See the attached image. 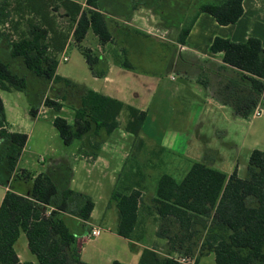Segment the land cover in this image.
Returning a JSON list of instances; mask_svg holds the SVG:
<instances>
[{"label":"trees","instance_id":"1","mask_svg":"<svg viewBox=\"0 0 264 264\" xmlns=\"http://www.w3.org/2000/svg\"><path fill=\"white\" fill-rule=\"evenodd\" d=\"M9 6L8 0L0 4V39L8 41L12 57H19L32 74L61 92L59 99L46 96L43 105L57 113L68 96L78 101L70 106L72 123L60 115L52 119L63 143L69 145L74 140L97 136L101 131L106 135L112 133L118 127L117 117L123 103L58 75V60L54 56V52L62 49L65 35L56 31L51 10L62 9L75 24L72 41L91 74L94 77L105 75V70L98 68L103 60L81 45L88 31L97 37L101 46L113 38V19L105 16L98 0H85L84 7L71 0H15L13 11L19 8L34 19L28 23L31 27L28 35L11 41L2 28L11 15ZM200 13L211 15L220 25L235 23L243 13L242 0L200 3L186 24L183 20L176 25L179 26L177 44L185 43ZM35 19L36 24H32ZM48 34L52 36L50 40L46 39ZM122 51L124 56L120 65L134 69L126 58V50ZM209 51L222 53L223 67L230 73L216 82L215 97L241 118H247L257 106L264 108V49L259 39L251 37L244 42H234L216 36ZM208 78L205 71L200 73L198 80L206 86ZM0 90H26L25 77L14 73L1 59ZM127 110L129 117L125 130L142 144L138 134L146 113L133 107H127ZM36 112L37 107L29 109L31 116ZM26 139L25 133L8 131L0 98V141L5 145L1 158L9 173L15 169ZM14 176V180H28L30 187L28 194L9 188L1 200L0 264H34L19 261L14 250L13 245L21 233H24L28 250L35 256L37 264H86L79 257L76 237L65 223L63 213L71 212L87 221L94 206L91 198L69 188L59 190L46 173L32 178L22 169ZM111 199L115 201L118 214L116 232L131 239L138 224L141 192L122 181L113 187ZM152 201L159 222L156 236L166 239L168 248L165 251L143 248L137 264H181L171 254L196 251L195 263L201 256L213 253L216 264H264V150L250 152L244 177L238 176L236 167L227 175L199 161L191 162L179 180L162 173L156 178ZM173 227H176L174 231ZM111 264L124 263L114 260Z\"/></svg>","mask_w":264,"mask_h":264},{"label":"rangeland","instance_id":"2","mask_svg":"<svg viewBox=\"0 0 264 264\" xmlns=\"http://www.w3.org/2000/svg\"><path fill=\"white\" fill-rule=\"evenodd\" d=\"M205 1L213 0H98L99 6L109 20L112 18L113 22L126 21L128 27L119 31L116 41L109 43L107 50L109 53L98 44L97 37L91 31L87 32L81 45L93 50L100 60L106 58V55H102V52L105 51L107 55L111 52L114 60L119 58V61H121L124 55L123 51L120 53L121 57L118 54V50H122L119 41L124 35L126 40L123 45L129 50V53L128 51L126 53V58L130 64L137 70L144 72L153 71L157 75L159 72L162 73L159 75L161 78L159 90L148 109V121L144 124L143 134L144 138L149 137L146 139L156 140L162 148L157 144H148L144 140L142 144H138L136 139L133 138L134 136L131 133H126L121 126L124 118L122 114L119 116L120 125L111 134V138L115 142L108 143L107 147L105 146V149L99 152L100 160L94 163L83 158L75 159L74 156L69 155L70 163L74 169V181L71 187L73 190L86 192L94 198L96 207L93 211L92 222L95 224H104L106 227L111 226L109 224L112 223V219H108L106 223L102 222V217L105 211L108 213L113 212L109 210V205L112 202L115 203L111 199V192L116 183L121 184L122 181H125L137 188L143 186V202L146 205L149 203L152 205L150 200L152 191L156 186V178L162 173H168L179 180L185 174L191 162L199 161L225 174L231 173L237 165L238 176L244 177L250 152L253 149L264 150L263 107V111L259 116H254L251 112L247 118L235 117L231 110L230 113L228 109L216 110L207 105L204 96L205 91L202 86L184 80L176 74L174 75L176 79L170 80V73L164 71L165 67L161 54L165 49L162 48L164 46L158 44V41L161 43L176 42L179 28L176 25L178 22L184 20V24H186L196 12L198 5ZM2 2L3 0H0V4ZM8 2L12 13L6 19L8 25L5 29L13 22L12 16L15 13L24 15L23 22L26 26L34 19L32 15L27 12L23 13L19 8L14 13L15 0H8ZM51 15L54 16L56 31L65 35L63 44L66 47L62 55L68 59L62 61L60 59L61 51L54 52V56L60 62L57 70L58 74L97 91L100 88V80L92 76L83 56L73 43L72 36L69 35L71 28L75 25L74 22L64 15L62 9L54 11L52 9ZM135 29L145 33L147 37H152L154 41L143 34L134 32ZM29 31L31 32V29ZM5 32L8 35L10 34L8 29ZM170 45L174 48L177 47L176 43ZM166 49L170 50V48ZM164 55L167 54L164 53ZM1 56L3 58L7 57L6 54ZM101 67L102 65L99 66V68ZM175 85H178L177 88L180 87L175 97L172 95L171 98L160 96V89L163 91L165 87H175ZM39 88L40 86L33 83L25 91L0 92L8 106L19 105L21 111L24 110L22 114L20 112L17 114L20 120L25 115L27 121H31L32 118L28 113L31 107H35L36 92L39 91ZM53 92L56 93L55 90ZM53 92L49 91L47 96L52 97ZM71 100L67 99L64 103H71ZM70 106L64 105L58 115L72 123L73 111ZM40 115L42 121L49 123L53 112L50 110L46 114ZM47 116L48 118H46ZM86 141H89L88 137L85 138L84 144ZM126 149L129 150L124 163L125 168L119 171V167L116 171V166L122 164L121 160L125 157L123 152L127 151ZM89 151L86 152L95 153V150L91 148H89ZM30 158L33 168H41V164L35 160L37 157ZM20 166H22L21 163ZM129 169H134V172H129ZM40 170L43 171L44 169ZM147 201L149 203H146ZM150 222L151 224L154 223L152 220ZM158 225L159 222L157 221L156 230L159 227ZM175 229L176 227H173V231ZM173 231L170 230V233ZM159 240L163 242L156 243L154 248L162 251L167 250L168 243L166 239L161 238ZM15 247L23 260L33 261L37 264L35 256L27 248L26 237L23 233L16 240ZM171 255L174 257L190 256L194 257L195 260L197 259V251L191 254L174 252ZM201 264H216L213 254L203 256Z\"/></svg>","mask_w":264,"mask_h":264},{"label":"crops","instance_id":"3","mask_svg":"<svg viewBox=\"0 0 264 264\" xmlns=\"http://www.w3.org/2000/svg\"><path fill=\"white\" fill-rule=\"evenodd\" d=\"M71 1L80 4L82 7L85 6V0ZM242 7L243 13L239 17V19L235 23L227 25L218 24L215 19L207 13L198 14L193 25L189 30L188 35L185 38V43L177 44V42H171L176 43V48L171 46V43H161L158 41V44H160V46H164L162 48L165 49L161 54V58L165 67L164 71L166 73H170L169 79L175 80L176 77L174 75L176 74L184 80L194 82L200 87L202 86L203 90L205 91L204 96L206 99V104L216 110L228 109V112H230L231 110L229 105L222 103L214 95V87L216 85V82L220 78H223V76L230 75V73L228 68L225 69L223 67V62L221 60L222 53H211L209 51V46L213 38L218 36L230 39L234 42H244L248 38L254 37L259 39L261 47L264 49V0H242ZM12 17L13 22H11L9 26L10 28H6L10 30L9 41H11L12 39L16 40L23 34L28 35L29 29H31L29 24H27V26L24 24V17L21 14L17 15L15 13ZM36 22L37 19H35L32 24H36ZM7 25L8 22L6 21L2 28L6 30L5 27ZM127 25L128 22L126 21L113 22L112 26H114V28L112 29V42L117 40V37L119 36V31L121 29L124 30L125 28H127ZM73 28L74 26L70 30V36L72 35L71 33ZM134 32L141 35L143 34L145 36V33L138 31V29H135ZM51 37V34H48L46 39L50 40ZM147 38L153 40L152 37ZM125 40L126 39L123 35V37H121V40L119 41V44L121 45V49H125L126 53L127 51L129 53V50L123 45L125 43ZM111 41L100 46L104 48L106 52H108V46ZM65 47L66 46L63 45L62 49L60 50V59H62V56H64L62 55V53L64 52ZM165 47L170 48V50L166 49ZM105 51L102 52V55H106V58L102 59L103 64L101 67L105 70V75L103 77H95L100 80V88L97 89V92L119 100L123 103V108L121 109L117 120L119 126V116L123 114L124 118L121 126L124 128V130L126 121L128 119L127 107H133L140 111H144L146 113V117L143 121L138 135H140L141 139L146 141L148 144L153 143L159 145L156 140L151 141V138L146 139L149 138L147 136L144 138L143 134L144 124L148 121V109L154 99L155 94L159 90L161 82V78L159 77V75H161L162 73L159 72L157 75L156 72L153 71L144 72L141 70H137L134 66V69L132 70L125 69L120 65L119 58L118 60H116V58L114 60V58H112L111 52L107 55V53L105 54ZM121 52L122 50H118V54H120ZM164 53H166L167 55L165 56ZM2 54H6L7 57L3 58L1 56ZM119 56L121 57V54ZM0 59L5 63H8L14 73L25 77L26 88L33 83H36L38 86H40L39 91L36 92V115L31 116L28 113L29 116L32 118L30 119L31 121H27V116L25 115H23L22 120H20L17 114L19 112L22 114L24 110L22 112L19 105L8 106L5 98L0 92V98L4 108V116L5 121L7 123L8 131L25 133L27 136L26 142L23 148L21 149V152L17 158L15 169L12 173H9L7 171L6 163L1 158L5 150V145L2 141H0V203L5 191L9 188L14 189V191L18 193L28 194L30 182L28 180H22L21 178H17L16 180H14V175L17 172H20V170L22 169L28 171L31 174L32 178L39 173H46L52 178L53 182L56 184L59 190H63L66 188L73 190L71 184L74 181V169L73 165L70 163L71 159L69 158V155L74 156L75 159L83 158L86 161L91 160L94 163L97 162L101 159L99 152L104 150L105 146L107 147L108 143L115 142V140L111 138V134L113 132L109 135H106L104 132L101 131L97 136H88L89 141H86L85 144L84 141L87 137L82 138L80 140H74L69 145H65L61 137L59 136L58 131L52 124V119L56 115H58V113L63 109L64 106L59 112L56 113L52 109H48L43 105V99L49 94V91H56V93L53 92L54 94L52 98L54 99L61 98V92H58V90H56V88L52 86L51 83H47L43 79L32 74L25 67L19 57H12L8 41L5 38L0 39ZM59 63L60 62L58 60L56 67L57 74ZM99 65L101 66V64ZM205 71L208 73L209 78L206 86H203L201 85L198 79L200 73H203ZM76 83L85 86L84 84H81L79 82ZM177 86L178 85H175V87H165L163 91H161L160 89V96L165 98L168 96L170 97L172 95L175 97L178 91L180 90V87L177 88ZM67 99H72V102L67 103L65 105L72 106L78 102L75 98L69 96ZM50 110L53 112V116H51L49 123L46 121H42L43 119L41 118L40 114H46ZM232 114L235 117H239L233 112ZM46 118H48V116ZM125 132L130 134L126 130ZM159 147L162 148V146L160 145ZM89 148L95 150V153H87L86 151H89ZM69 150L72 153H70ZM126 150L127 151L123 152L125 157L123 160H121L122 164L121 166H116V171H118L119 167V171L124 170L125 168L124 163L125 159L127 158L129 149ZM30 157H37L35 160L39 164H41V168H33L34 166L31 164ZM20 163L22 164V166H20ZM235 167L237 171V165H235ZM40 169L44 170L42 171ZM129 172H134V169L130 170ZM133 188L137 189L136 186H133ZM142 188L143 186H140V188H138L141 192V201L139 206L140 211L138 215V224L133 231L131 239L124 238L118 235L116 232V227L118 224V214L114 202L110 203L109 205V210L113 212L108 213L107 211H105L102 217V222L106 223L108 222V219H112V223L109 224L111 226L106 227L104 226V224H95L92 222L93 211L96 207V202L94 198L81 190H73L78 193H83L89 196L94 204L93 209L90 213V217L87 221L80 219L74 213H63V219L65 223L76 237V244L78 246V252L81 261L85 262L86 264H111L112 261L118 260L124 264H137L140 253L143 248H154L156 243L163 242L162 240H159L161 238H158L156 236V223L158 221L156 211L154 210L152 205H150L151 203L147 201L146 203H149L148 206L143 202ZM153 194L154 190L152 191V196L150 200L152 204ZM73 204H75V201ZM49 209L50 208H48L47 210ZM72 209L75 210V208ZM151 220L154 221L153 224H151ZM93 227L99 228V234L97 237L89 239L88 235L91 228ZM13 247L19 261H26L20 257L19 253L16 250L15 243ZM209 254L213 253H208L203 256H207ZM203 256L198 259L196 264H201ZM30 262L34 263L33 261Z\"/></svg>","mask_w":264,"mask_h":264},{"label":"built area","instance_id":"4","mask_svg":"<svg viewBox=\"0 0 264 264\" xmlns=\"http://www.w3.org/2000/svg\"><path fill=\"white\" fill-rule=\"evenodd\" d=\"M63 61L67 60L66 56H62ZM263 111V109L260 106H257L256 109L254 110L253 114L254 116H259L261 114V112ZM99 234V228L97 227H93L91 228L90 232H89V239L91 238H95L97 237ZM174 259H176L179 263L181 264H196L195 263V258L194 257H190V256H178V257H174Z\"/></svg>","mask_w":264,"mask_h":264}]
</instances>
